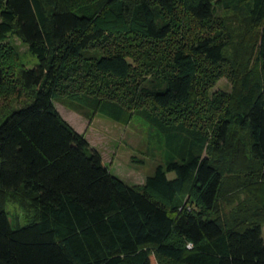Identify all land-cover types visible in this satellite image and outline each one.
Instances as JSON below:
<instances>
[{"label": "trees", "instance_id": "16d2710c", "mask_svg": "<svg viewBox=\"0 0 264 264\" xmlns=\"http://www.w3.org/2000/svg\"><path fill=\"white\" fill-rule=\"evenodd\" d=\"M241 1L259 33L258 72L206 100L218 121L205 133L176 116L193 115L207 73L230 64L219 33L201 31L226 1L0 0V95H20L7 79L17 64L9 35L37 59L17 73L31 95L0 121V264H264V0ZM54 100L87 118L132 111L189 147L140 190L110 172ZM7 195L33 209L29 222L11 225Z\"/></svg>", "mask_w": 264, "mask_h": 264}, {"label": "rangeland", "instance_id": "374dc122", "mask_svg": "<svg viewBox=\"0 0 264 264\" xmlns=\"http://www.w3.org/2000/svg\"><path fill=\"white\" fill-rule=\"evenodd\" d=\"M223 1H226L228 7L218 8L215 21L213 19L209 23L210 25L205 26L203 30L196 28L193 32L206 31L212 36L219 33V39L224 43V56L230 60V64L229 66L225 65L223 74L217 73L211 77L207 73L210 76V82L206 87L205 102L199 98L198 102H195L197 98L195 95L193 99V103L203 106L200 105L198 109L196 105L199 104H193L195 111L193 115L181 118V115L187 113L180 109L181 111L176 116L177 121L186 120L189 123L190 120V125L194 124V126L204 128L205 133L210 132L218 121V119L213 120V116H209L211 107L207 101L212 100L217 94L230 96L233 90V81L244 74L243 70L252 71L253 76L258 72V65L254 63L258 44V29L248 28V24L245 22L249 15V5L241 0ZM7 39L17 53V64H14L10 70L13 73L7 79L18 84L20 95L18 97L0 95V121L11 110L20 107L27 101L28 96L32 93L20 86L17 79L20 65L31 67L37 63L35 56L29 53L27 46L16 36L11 34ZM239 65H242V70H239ZM200 83L203 86L202 80ZM54 106L61 117L74 130L83 135L90 147L100 154L114 176L127 185L140 190L143 188L145 178L153 172L157 165L163 164L170 157L178 159L181 151L187 146L183 135L162 134L143 119L134 115L132 111L124 112L120 120L114 121L102 113H95L91 115V118H87L72 110L63 100H54ZM232 137L245 147L246 152L248 151L249 141L246 134L234 130ZM228 153L225 155L228 156ZM242 199L243 197L236 198L233 204H225L223 213L229 216L231 212L237 210ZM4 209L8 213L12 226L15 224L24 225L34 216L33 209L17 199L15 195L5 197ZM262 237H264V226H262Z\"/></svg>", "mask_w": 264, "mask_h": 264}, {"label": "built area", "instance_id": "2783aa9c", "mask_svg": "<svg viewBox=\"0 0 264 264\" xmlns=\"http://www.w3.org/2000/svg\"><path fill=\"white\" fill-rule=\"evenodd\" d=\"M188 247H190V246L188 245Z\"/></svg>", "mask_w": 264, "mask_h": 264}]
</instances>
